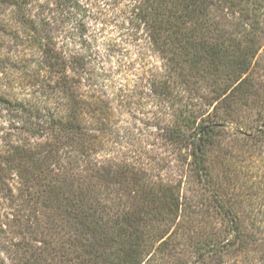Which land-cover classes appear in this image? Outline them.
<instances>
[{
	"label": "trees",
	"instance_id": "trees-1",
	"mask_svg": "<svg viewBox=\"0 0 264 264\" xmlns=\"http://www.w3.org/2000/svg\"><path fill=\"white\" fill-rule=\"evenodd\" d=\"M30 1L42 9L28 29L48 102L21 106L45 134L0 152V264H264V0L115 6L116 29L158 61L132 98L154 107L161 146L179 148V178L101 150L134 129L114 132L108 103L83 94L99 81L86 55L60 46L61 33L87 45V10Z\"/></svg>",
	"mask_w": 264,
	"mask_h": 264
},
{
	"label": "rangeland",
	"instance_id": "rangeland-1",
	"mask_svg": "<svg viewBox=\"0 0 264 264\" xmlns=\"http://www.w3.org/2000/svg\"><path fill=\"white\" fill-rule=\"evenodd\" d=\"M119 3L128 4L129 0H81L80 4L87 11L78 16V20L85 16L87 45L82 46L76 36L66 39L65 34L61 33L60 46L86 55L90 71L99 76V81L93 88L84 86L83 94L86 97L96 94V100L100 99V104L108 103L114 132L128 126L134 129L130 137L120 134L114 138H106L101 150L115 158L128 155L156 172L157 167L170 166L165 173L174 172L179 178L177 173L180 165L176 159L179 148L161 146V142L155 138L154 129L149 128L147 123L150 117L148 113L155 111L154 107L139 102L138 98H132L147 93L142 86V75L157 67L158 61L151 52L137 54L136 46L131 43L127 32L116 29L115 24L121 13L115 6ZM34 4L36 6L30 0H0V152L17 146H32L33 142L42 140L45 134L44 130L36 131L25 126L29 110L21 106L22 103H29L44 107L48 102V90L40 88L37 83V44L28 29L33 15L42 12ZM107 20L113 23L110 25ZM75 26L68 25L66 31L76 33ZM136 45L144 46L145 43L141 41ZM261 57L264 60V48ZM127 138L139 139V142L142 140V148L129 146ZM145 143L156 148H143ZM155 158L157 161H154ZM259 161L261 164L264 162V153ZM11 183L14 184V180ZM214 224L216 228L220 227L219 222ZM226 260L225 257L223 261ZM218 261L219 259H215V262Z\"/></svg>",
	"mask_w": 264,
	"mask_h": 264
}]
</instances>
